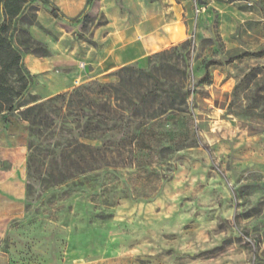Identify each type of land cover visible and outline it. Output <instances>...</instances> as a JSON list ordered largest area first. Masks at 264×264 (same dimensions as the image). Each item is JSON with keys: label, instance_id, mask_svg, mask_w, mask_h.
<instances>
[{"label": "rangeland", "instance_id": "obj_1", "mask_svg": "<svg viewBox=\"0 0 264 264\" xmlns=\"http://www.w3.org/2000/svg\"><path fill=\"white\" fill-rule=\"evenodd\" d=\"M100 2L58 21L88 39ZM206 2L185 43L57 103L42 147L96 170L43 189L25 107L0 116V264H264V0Z\"/></svg>", "mask_w": 264, "mask_h": 264}, {"label": "crops", "instance_id": "obj_2", "mask_svg": "<svg viewBox=\"0 0 264 264\" xmlns=\"http://www.w3.org/2000/svg\"><path fill=\"white\" fill-rule=\"evenodd\" d=\"M67 18L83 11L86 0H50ZM219 2L207 0L202 11ZM105 17L87 37L78 38L44 8L37 11V25L31 26L32 39L45 46L48 55H23L32 77L28 92L41 100L67 93L76 86L102 78L131 64L143 65L147 58L188 40L199 32L191 0H101ZM200 11V10H199ZM85 65L80 72L78 64Z\"/></svg>", "mask_w": 264, "mask_h": 264}, {"label": "trees", "instance_id": "obj_3", "mask_svg": "<svg viewBox=\"0 0 264 264\" xmlns=\"http://www.w3.org/2000/svg\"><path fill=\"white\" fill-rule=\"evenodd\" d=\"M224 1L230 3L242 0ZM37 4L46 6L53 18L67 20L50 0H0V116L25 107L18 113L28 123V135L32 140L28 143L27 171L28 174L32 171L43 189H48L62 185L78 174L96 170L97 164L89 146L84 144H77L74 150H62L59 157L54 151L56 144L53 150L42 147L47 137L45 134L53 126V118L59 112L57 103L72 94L63 93L38 102L40 98L28 92L32 77L23 63V55H48L45 46L34 41L28 31L29 27L37 25ZM126 69L128 66L122 67L120 71ZM119 78L121 83L122 78ZM107 87L115 88L113 85ZM25 98L28 101L21 103ZM95 116L99 122H103L102 115ZM77 153L81 155L76 157ZM82 154H89V160ZM47 159L50 169L42 174Z\"/></svg>", "mask_w": 264, "mask_h": 264}, {"label": "built area", "instance_id": "obj_4", "mask_svg": "<svg viewBox=\"0 0 264 264\" xmlns=\"http://www.w3.org/2000/svg\"><path fill=\"white\" fill-rule=\"evenodd\" d=\"M78 68H79L80 72L82 73V72H84L85 65L83 63H79ZM74 84H75V86L81 85L79 77H78V79H76L74 81Z\"/></svg>", "mask_w": 264, "mask_h": 264}]
</instances>
